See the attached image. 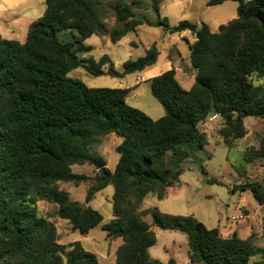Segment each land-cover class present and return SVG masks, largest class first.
Wrapping results in <instances>:
<instances>
[{"label":"trees","instance_id":"obj_1","mask_svg":"<svg viewBox=\"0 0 264 264\" xmlns=\"http://www.w3.org/2000/svg\"><path fill=\"white\" fill-rule=\"evenodd\" d=\"M164 1L152 0L157 20L151 22L128 0H45L46 11L30 24L24 42L0 35V264H101L81 241L60 243L57 226L40 214L38 203L58 205V217L87 235L104 221L91 203L108 186L115 189L113 218L102 228L108 238L123 239L116 264H177L152 257L153 227L186 234L193 264H249L257 255L263 259L254 264H264L256 235L225 238L192 215L143 209L147 196L164 199L193 168L205 183L220 184L200 156L209 139L200 125L210 116L220 117L217 135L229 147L248 135L246 118L264 119V0H209V6L238 4L237 17L215 31L189 20L172 26L161 15ZM144 24L194 37L187 39L196 70L191 89L182 86L175 68L151 79L165 110L158 119L127 102L133 88H92L69 76L83 68L94 76L123 77L155 66L161 55L156 45L126 61L123 72L107 54L99 60L80 56L93 50L86 44L93 35L117 44ZM110 134L122 138L114 170L92 152ZM96 160L104 167L93 177L73 170ZM244 162L264 168V134L258 146L245 150ZM236 171L244 182L234 190L249 191L264 205V183L251 181L245 166ZM83 182H91L84 203L60 187Z\"/></svg>","mask_w":264,"mask_h":264},{"label":"rangeland","instance_id":"obj_2","mask_svg":"<svg viewBox=\"0 0 264 264\" xmlns=\"http://www.w3.org/2000/svg\"><path fill=\"white\" fill-rule=\"evenodd\" d=\"M134 1H137L134 4ZM209 0H165L161 5V15L167 17L172 26L177 25L180 21L189 20L194 23H207L210 28L215 31L221 24H225L237 17V2L226 1L219 5H208ZM133 4L136 11L145 14L151 22L157 20V15L152 8V0H128ZM46 11L45 0H0V35L3 38L10 40H19L24 42L27 38V33L30 24L44 15ZM187 39L194 40L193 35L189 31L181 34H169L163 27L155 24H144L137 31L131 32L126 35L119 43L113 44L108 36L99 37L93 35L87 39L86 44L93 46V50L90 53L81 54L80 56L89 57L93 56L99 60L105 54L109 55L115 65V68L119 72L124 71V63L128 60H135L146 54V51L152 46L156 45L161 51V56L154 68L147 69L143 72H136L132 74H126L123 77H113L110 75L94 76L88 73L83 68H78L71 73L70 77L79 78L92 88H129L130 86H136V77L141 76L144 78L142 85L136 87L127 97V102L136 108H139L146 112L154 119H158L165 115V110L162 104L153 96L151 91V79L157 75H160L161 70H164L165 66V53L163 49H169L171 56L177 55V46L180 47L185 60L180 62L181 71L178 74L179 79L182 81V76H185V66H190V50ZM173 43H176L172 46ZM163 67V68H162ZM192 69V68H191ZM182 85L187 88V84L182 81ZM254 118H247L246 123L250 125ZM258 123L255 122L253 127ZM258 136L251 135L245 137L241 141V146L250 147L252 145L259 144L260 137L264 134V126L258 132ZM122 142V138L116 134H110L102 138L101 143L95 144L92 147V152L95 155H100L106 161L107 166L114 170L119 160V154L116 151V147ZM227 162L230 165L241 168L247 167L248 177L251 181H257L264 183V168L260 163L246 164L244 162V154L239 147H232L229 153V159L227 160L225 155L218 151L214 157V160L208 166L209 172L212 174L218 173L224 170ZM218 165V167H217ZM223 168V169H222ZM74 172L87 174L93 177L98 169L94 163H87L85 165H75L73 167ZM190 177H194L193 173L189 174ZM227 176H229L226 173ZM224 178L226 183L231 182L228 177ZM196 178V176H195ZM244 179H241V183ZM199 189L202 191H208L210 189L215 190L216 200L209 201L210 205H219L223 208L224 219L227 216L236 214L234 206L235 198L232 191L228 192L226 188L221 186H210L201 182H197ZM91 185V182H83L79 186L73 183H61V189L67 191L70 194V200L78 201L80 203L85 202L87 191ZM240 185V184H238ZM115 193L114 186H108L103 191L95 195V199L91 205L96 210L100 211L104 216V221L101 225L91 229L89 234L84 235L79 231H74L72 225L68 220L58 217L57 210L58 205L40 201L38 203V209L41 215L54 222L57 226L60 243L68 245L73 241L79 240L84 247L98 255L101 264H116V252L118 247L122 244V238L110 239L107 236V232L102 228L103 224L110 222L113 218L112 214V202ZM159 204L163 210H168V206H173V200L167 199L163 202L157 198L148 196L145 200L144 207L150 208ZM226 205L230 208H226ZM261 215H264V205L258 211ZM145 219L152 223V217L146 216ZM158 232L159 246L153 250L154 256H158V253H164L165 245L170 246L173 241L186 242L188 241L183 233L178 232L179 236L174 237L171 232L155 227ZM262 227L257 229L258 239L256 244L264 245V236L260 233ZM168 233V234H164ZM158 252V253H157Z\"/></svg>","mask_w":264,"mask_h":264},{"label":"crops","instance_id":"obj_3","mask_svg":"<svg viewBox=\"0 0 264 264\" xmlns=\"http://www.w3.org/2000/svg\"><path fill=\"white\" fill-rule=\"evenodd\" d=\"M175 44L176 43H173L172 46H174ZM169 49L168 50L163 49V52L165 53L166 62H165L164 68L162 67L164 70H161V71L165 72V71L171 70L172 68H175L177 72L178 80L180 81L181 84H183L182 81L185 82L187 84V88H185L183 85L182 86L187 90L191 89L195 82L196 70L192 68L191 62H190L191 67L187 65L185 66L186 75L182 76V81H181L178 77V74L181 71L180 62L182 60H185V64H187L186 59L184 58V55L179 46H177L178 51H177L176 56H171V54L169 53ZM159 59H158V62H159ZM158 62L156 65H158ZM155 66H153L152 68H154ZM135 80H136V86L129 87V88H133V90L136 87L138 86L140 87L142 85L144 78L141 76H137ZM246 119H245V124L249 130V133L247 136L251 135L252 133L254 134L255 137L258 136L259 130L261 129V127L264 126V119L254 118L250 125H247ZM255 122L258 124L253 127V124H255ZM221 125H222L221 121L218 123H212L208 125V127L205 124L200 125V129L209 135V139L205 146V150L200 154L201 158L203 159V164L207 167V169H208V166H210V164L214 160V157L218 151L224 154L226 159L228 160L229 153L231 152L232 147H239L242 150L243 154L245 150L247 149V147L241 146V141L244 138L237 140L236 142L233 143L232 146L229 147L224 142V140L217 135V130L218 128H220ZM258 145L259 144H257V146ZM190 173H193L194 177H190L189 175ZM226 173L229 176H227ZM226 176L231 179V182L226 183L224 181V178ZM209 177H213L220 182V184H214L210 186L213 187V186L218 185L223 188H226L228 192L232 191L234 193L235 198L237 197L236 201L234 202V206L237 211L236 214H238L240 208L243 205H245L244 208L247 213V219L245 221L234 224L232 223L230 216H227V219L225 220L224 219L225 216L223 215V208L216 204L210 205L209 201L216 200L215 190L210 189L208 191L206 190L201 191L199 189L197 182L198 183L201 182L204 184H207V183H205L203 175L196 168H193L190 171H186L181 176L180 182L177 185L168 189V194L164 199L160 200L157 198V196L153 194L149 196L153 198H157L161 202L167 199H172L173 206H168V210H163L159 204H155V206L158 207L162 212L167 213V214L192 215L196 217L199 221L204 223L209 229H218L220 234L225 238L232 237L233 235H237L242 239H248L252 235H256V240H257L258 239L257 235L259 233L257 232V229L259 228V226L262 227V231L260 233L262 234V236H264V233H263L264 215H261L258 212L259 209L261 208V204L254 198L251 192L249 191L243 192L241 190H234L235 186H237L238 184H241V179H242L237 173L236 167L230 165V163L227 162L222 172L221 171L219 172V170H218V173H215V174H212L209 172ZM226 208L229 209L230 206L226 205ZM143 209H148V208H145L143 204ZM153 229L157 235V244L150 249V253L153 258L158 259L164 263L169 262L171 259H175L177 264H193L190 259L189 241L177 242L175 240L172 242L170 246L165 245V247L163 248L164 253L157 252L159 255L154 256L153 250L159 246V239H158V232L156 231L155 227H153ZM167 231L171 232L170 234H173L174 237L179 236L177 233L180 232V231H171V230H167ZM164 234H168V233H164ZM184 235L187 238V235L186 234ZM259 246H264V245H259ZM262 259L263 258L260 255L253 256L249 264H254L256 262L262 261Z\"/></svg>","mask_w":264,"mask_h":264},{"label":"built area","instance_id":"obj_4","mask_svg":"<svg viewBox=\"0 0 264 264\" xmlns=\"http://www.w3.org/2000/svg\"><path fill=\"white\" fill-rule=\"evenodd\" d=\"M221 119L218 115H212L210 116V118L204 123L207 127L208 125L212 124V123H218L220 122ZM245 205H243L240 210H239V213L236 214V215H233L230 217L232 223H240V222H243L247 219V213H246V210H245Z\"/></svg>","mask_w":264,"mask_h":264},{"label":"water","instance_id":"obj_5","mask_svg":"<svg viewBox=\"0 0 264 264\" xmlns=\"http://www.w3.org/2000/svg\"><path fill=\"white\" fill-rule=\"evenodd\" d=\"M94 165L97 167L98 170L104 167V164L100 161H94ZM85 207V206H84Z\"/></svg>","mask_w":264,"mask_h":264}]
</instances>
